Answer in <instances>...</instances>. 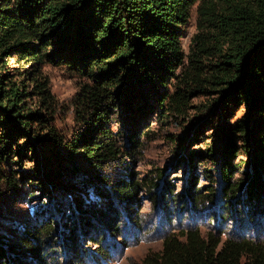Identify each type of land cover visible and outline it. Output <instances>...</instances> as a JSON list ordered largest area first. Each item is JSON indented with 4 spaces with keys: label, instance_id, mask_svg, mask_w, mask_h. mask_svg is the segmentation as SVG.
Here are the masks:
<instances>
[{
    "label": "trees",
    "instance_id": "obj_1",
    "mask_svg": "<svg viewBox=\"0 0 264 264\" xmlns=\"http://www.w3.org/2000/svg\"><path fill=\"white\" fill-rule=\"evenodd\" d=\"M195 6L201 30L194 35L187 54L181 43V31ZM10 54L35 63L33 72L20 80L13 78L5 59ZM46 60L64 62L92 79L84 89L97 122L73 146L82 144L97 163L118 155L116 144L101 142L103 138L95 130L106 137L111 134L107 125L109 116L100 109L104 108L102 103L110 105L109 100H113L114 106L119 105L113 93L121 85L125 86V93L132 91V97L139 99L137 105L130 107L132 127L128 137L134 146L139 141L134 127L141 118L155 110L166 113V118L172 112H185L194 90L209 86L216 89L214 107L220 108L223 115L232 103L246 101L248 114L235 124L221 125L224 137L221 155L225 161V157L245 149L251 170L247 172L248 181H234L224 163L222 193L231 202L244 188L246 196L264 212V0H0V180L6 179L8 187L17 186L15 173L8 176L3 166L8 153L23 152L32 145L34 140L27 137L30 133L34 139H41L38 143L52 142L50 153L43 156L42 174L51 187L72 196L74 206L68 217L76 219L68 236L77 254L80 242L77 231L81 226L86 230L94 224L95 217L114 226L117 218L104 212L114 206L113 202L109 201L108 209L100 208L81 195L79 184L64 181L68 167L79 171L74 163L76 149L71 143L59 139L53 128H48L44 137L32 130L31 121L43 118L39 110H30L24 103L27 93L24 79L33 76V81H38L34 74ZM179 68L183 75L177 74ZM172 78L178 82L169 91L167 86ZM44 85L36 84V88L47 97ZM119 133L124 135L125 129ZM237 134L243 140L241 148L234 140ZM21 135L25 136L24 145ZM102 144L106 149L99 150ZM61 145L68 147V153L64 154ZM210 150L214 148H209L208 154L212 153ZM188 157H193V153ZM37 174L35 171L33 175ZM136 185L133 182L122 188L116 185L114 192L130 203ZM215 190L196 197L198 189H193L191 195L196 199H213ZM252 208L247 213L248 220L255 223L261 234L264 222L255 221L257 208L255 205ZM55 229L48 221L25 227L19 243L43 260L45 242L53 237ZM5 247L0 242V264H33L24 258L28 252L17 257L9 252L12 244ZM43 263L50 264L49 259ZM144 264H264V239L231 235L222 239L214 232L203 234L199 227L185 228L166 237L161 251L148 255Z\"/></svg>",
    "mask_w": 264,
    "mask_h": 264
},
{
    "label": "rangeland",
    "instance_id": "obj_2",
    "mask_svg": "<svg viewBox=\"0 0 264 264\" xmlns=\"http://www.w3.org/2000/svg\"><path fill=\"white\" fill-rule=\"evenodd\" d=\"M200 30L195 6L181 31L185 53L191 51L194 35ZM5 59L15 79H22L35 68V63L24 60L21 55L10 54ZM39 67L40 71L34 74L38 81H33V76L24 79L27 88L24 103L30 110H39L43 118L42 121H31L32 130L39 131L38 134L44 137L49 132L48 128H53L59 139L71 143L76 149L74 163L79 171L68 167L64 181L79 184L80 193L87 201L96 202L103 209L109 208L104 212L114 215L117 221L110 226L100 217H95L94 224L86 230L81 226L77 231L80 241L77 254L73 251L72 238L68 236L76 219L68 217L74 206L72 196L51 187L42 174L43 156L50 153L53 143L46 140L45 144L38 143L41 139H34L30 133L27 137L34 140L32 145L26 146L23 152L8 153L3 166L8 176L15 173L17 186L8 187L6 179L0 180V242L5 243V248L13 245L10 253L18 257L28 252L24 258L33 264H44L46 258L50 264H144L148 255L161 251L166 237L181 233L185 228L199 227L203 234L214 232L222 239L229 235L264 239V231L260 234L259 228L247 217L253 205L257 208L255 221L264 222V212L259 211L258 205L246 196L244 188L238 193L241 198L238 195L231 202L226 201L222 193L224 163L234 181H248L247 172L251 170L245 149L235 151L225 157V161L221 155L224 145L221 125L235 124L238 118L248 114L246 101L232 103L223 115L220 108L214 107L213 102L218 97L216 89L209 86V89L194 90L190 93L185 112H172L166 118V113L155 110L141 118L134 127L139 133L138 144L134 146L128 137L132 127L130 107L137 105L139 99L132 97V91L125 93V86L121 85L113 93L114 101L119 105L114 106L113 100H109L111 104L102 103L104 108L100 109L109 116L107 125L112 129L111 134L106 137L105 133L98 134L99 131L95 130L96 135L103 138L101 142L116 144L118 155L97 163L83 150L82 144L73 146V142H77L97 122L84 89L92 79L64 62L46 60ZM176 72L184 74L182 68ZM169 81L167 88L173 91L178 80L172 78ZM41 83L45 84L47 97L39 92V87L36 88V84ZM121 129H125L124 135L119 133ZM234 137L238 148H241L242 138L238 134ZM21 138L24 145L25 136L21 135ZM61 148L64 154L68 153L67 146L61 145ZM100 148L106 149V145L102 144ZM209 148H214L210 150L211 154H208ZM189 153H193V157H188ZM240 159H243L242 163ZM35 171L37 176L33 175ZM208 174L213 178L210 179ZM131 182L137 185L134 199L129 203L114 189L116 185L122 188ZM213 188L216 189L213 199H196L197 195L204 196ZM193 189H198L196 197L191 195ZM109 201L114 206L110 207ZM44 221L53 223L56 229L53 237L45 242L43 260H39V256L32 254L30 248H25L19 241L25 227Z\"/></svg>",
    "mask_w": 264,
    "mask_h": 264
}]
</instances>
